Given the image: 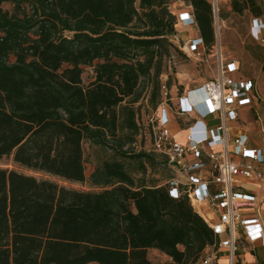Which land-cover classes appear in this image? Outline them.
<instances>
[{"label":"trees","instance_id":"16d2710c","mask_svg":"<svg viewBox=\"0 0 264 264\" xmlns=\"http://www.w3.org/2000/svg\"><path fill=\"white\" fill-rule=\"evenodd\" d=\"M227 1L236 14L264 13L257 0ZM187 4L211 48V1ZM175 24L169 0H0V159L84 183L90 143L140 162L142 173L144 164L166 168L151 152L124 148L140 135L141 80L154 79L153 110L161 101ZM85 66L94 72L86 85ZM88 183L100 191L0 169V264H152L151 249L170 259L161 264H197L217 241L186 197L135 180L120 161H102Z\"/></svg>","mask_w":264,"mask_h":264},{"label":"built area","instance_id":"2783aa9c","mask_svg":"<svg viewBox=\"0 0 264 264\" xmlns=\"http://www.w3.org/2000/svg\"><path fill=\"white\" fill-rule=\"evenodd\" d=\"M210 1L215 35L211 48L217 58L215 76L197 88L179 93L175 86L168 85V76L162 75L161 101L145 125L138 122V138L148 143L149 149H142L153 153L169 170L171 176L164 183L169 196L186 197L217 236V241L203 251L197 264H219L221 256L226 264H236L241 235L247 243L259 242L264 248V225H260L258 218L243 216V211L254 208L255 204V197L246 193L243 185L251 181L264 186V152L248 148L245 132L229 135V125L239 123L242 108H249L255 114L259 96L252 79L232 78L238 63L222 57L218 1ZM187 8L188 11L175 15V29L196 28L192 8L189 5ZM249 34L258 45L264 46V16L251 17ZM179 49L185 56L199 60L207 48L198 34ZM171 62L169 58L168 67ZM255 115L258 116L257 112ZM206 118L218 121V125L209 128L204 122ZM175 121L186 131L185 143L177 141L171 132Z\"/></svg>","mask_w":264,"mask_h":264},{"label":"rangeland","instance_id":"374dc122","mask_svg":"<svg viewBox=\"0 0 264 264\" xmlns=\"http://www.w3.org/2000/svg\"><path fill=\"white\" fill-rule=\"evenodd\" d=\"M188 0H169V10L175 14V8L181 7L184 10ZM218 1L219 19L222 21L221 31L219 36L221 54L223 59L229 61L230 59L236 60L238 63V70L232 74V78L237 79H252L256 83L258 91V104L256 105V112L253 118L250 119L249 128L250 134L254 141H264V124L262 122L264 117V77L261 72V64L264 58V46L258 45L253 41L249 34L250 19L252 15L249 12L242 14H236L232 12L230 2L227 0ZM258 4H262V0H257ZM1 8L5 11H11L12 6L9 3H4ZM264 16V13L263 15ZM177 28V27H176ZM179 29V27H178ZM181 36L173 39V45L177 48V51L171 53V66L168 67L167 62L162 64V74L168 76L169 86H175L179 93H181L187 86H193L202 80L212 79L217 72V58L212 48H207L204 55L196 59V57H187L179 48H183ZM180 52V54H179ZM96 64V62H95ZM82 82L84 85L91 82L94 78V72L92 67H82ZM183 77H178V75ZM159 77V80H160ZM154 79L152 75L149 78L141 80L138 88V92L141 94L138 103L133 106L134 110L140 113V124H146V122L153 116L154 111L151 104L148 102V96L150 95ZM175 93V91L173 92ZM127 102V101H126ZM125 104V103H124ZM122 104V105H124ZM254 112V111H253ZM204 122L209 127H215L218 125V121L211 118L204 119ZM181 129L179 132L185 135L186 131L183 126H179ZM230 134H233L231 131ZM145 144V145H144ZM83 160L85 166L86 182L84 183H72L66 182L59 178L49 176L42 172H33L14 164L11 158L0 159V169L16 171L21 174L33 176L39 180H49L56 183L60 187L67 189H73L77 191H91L98 192L100 188L91 186L88 183V177L93 170L104 160H116L123 163L126 170L135 180H144L148 185L164 184L165 181L171 176L167 168L161 167H148L146 164L145 172L142 173V166L140 162L129 159V157L118 156L115 151L99 147L95 144L84 143L83 144ZM142 148L149 149L148 143L144 140L137 139L136 143L126 146L124 151L127 154H137ZM241 237V236H240ZM147 257L152 264L169 263L170 259L158 252L157 250H148ZM219 264H226L225 257L219 258Z\"/></svg>","mask_w":264,"mask_h":264},{"label":"crops","instance_id":"0c3cea01","mask_svg":"<svg viewBox=\"0 0 264 264\" xmlns=\"http://www.w3.org/2000/svg\"><path fill=\"white\" fill-rule=\"evenodd\" d=\"M188 5H185L184 10L188 11L187 8ZM262 9L264 6V0H262ZM175 14L178 15L179 13L183 12V9L179 7L178 9L175 8ZM179 27V29H178ZM176 28V39L181 36V40L185 41L189 39L196 38L198 36V31L194 27L186 28L182 26H178ZM178 75V74H177ZM178 77H183V75H178ZM205 81L202 80L201 82H198L197 84L193 86H187L182 92L186 93L194 88H197L201 85V83ZM253 112L249 108H242L240 111V121L239 123H231L230 126V132L232 131L234 135L238 132H245V134L248 137V148L251 149H261L264 152V141L257 142L254 141L252 138L249 128L247 125H250V119L253 118ZM264 124V117L262 120ZM180 122L175 121L171 125V132L174 135L175 139L179 141L180 143H185V135H182L179 130L181 129ZM214 128V127H209ZM244 191L250 195H253L255 197V204L254 208L243 211V216L246 218H258L259 223L261 226L264 225V186H259L256 182H246L243 185ZM153 250V249H151ZM236 264H264V248L260 246L259 242H256L254 244H249L245 241L244 236L241 235V240L239 242V251L237 253V263Z\"/></svg>","mask_w":264,"mask_h":264}]
</instances>
